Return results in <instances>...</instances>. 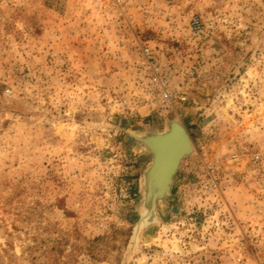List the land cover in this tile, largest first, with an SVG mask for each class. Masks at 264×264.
Wrapping results in <instances>:
<instances>
[{
    "label": "rangeland",
    "instance_id": "1",
    "mask_svg": "<svg viewBox=\"0 0 264 264\" xmlns=\"http://www.w3.org/2000/svg\"><path fill=\"white\" fill-rule=\"evenodd\" d=\"M146 41L175 111L134 104ZM176 118L194 152L134 240L152 156L130 132ZM0 264H264V0H0Z\"/></svg>",
    "mask_w": 264,
    "mask_h": 264
},
{
    "label": "built area",
    "instance_id": "2",
    "mask_svg": "<svg viewBox=\"0 0 264 264\" xmlns=\"http://www.w3.org/2000/svg\"><path fill=\"white\" fill-rule=\"evenodd\" d=\"M217 20L215 18L203 20L199 15H194L191 19L192 29L198 34L214 35ZM135 45L133 60L137 74L135 81L148 94L143 96V100H135L134 104L144 103L149 110L168 113L177 110L181 103L188 100L189 94L186 87L176 85L172 79V65L162 52L164 46L150 41ZM128 185L131 187V182H128Z\"/></svg>",
    "mask_w": 264,
    "mask_h": 264
},
{
    "label": "water",
    "instance_id": "3",
    "mask_svg": "<svg viewBox=\"0 0 264 264\" xmlns=\"http://www.w3.org/2000/svg\"><path fill=\"white\" fill-rule=\"evenodd\" d=\"M168 123H172V127L171 129H173L174 125L173 124H178L179 126H175L178 129H182L183 133H185V135L188 137V139L190 140V142L193 145L192 142V138L191 135L187 129V127L184 125V123L176 118V119H172V120H168ZM174 127V129H175ZM159 130H154V131H149V132H143V133H135V132H130V134L135 137L136 139L142 141L145 145V147L147 148L148 152L151 154L152 159H151V164L152 163H156V167H160L163 166L165 158H166V145L169 143V145H171V139L174 138L172 137V133H168L166 134V136L163 137H152L150 138V140L145 141L141 135H143L144 133H149V134H155L157 133ZM175 131V130H174ZM182 133V134H183ZM158 138V139H157ZM170 147V146H169ZM174 150H172V157L171 159L168 161V165L166 168H164L163 170L159 168V171L154 172V178H161V181L165 182V186H167V191L164 192V196L162 198H158L155 202V211H154V216L155 218L151 221H149L145 226L150 225L152 223H154L155 221H157L158 219V214L156 211V208L158 206L159 203H165L168 201L171 189H172V185L174 183V179L179 171V168L181 166L182 161L185 159L186 156L192 154L194 152V145H193V151H191V149L187 150V145L183 146V148H179L178 146H176V144H174V146H172ZM168 184V185H167ZM142 218V215H141ZM141 218L139 221H141ZM138 221V222H139ZM138 225V223H137ZM136 225V226H137ZM136 229V228H135ZM143 229V228H142ZM134 235H135V231H134Z\"/></svg>",
    "mask_w": 264,
    "mask_h": 264
},
{
    "label": "bare ground",
    "instance_id": "4",
    "mask_svg": "<svg viewBox=\"0 0 264 264\" xmlns=\"http://www.w3.org/2000/svg\"><path fill=\"white\" fill-rule=\"evenodd\" d=\"M172 123H168L167 124V129L163 130V131H158L155 134H149V133H144L143 135H141V137L147 141L150 140V138L155 137H163L166 136V134L168 133H172V138L171 139V145H169V143L166 145V158L164 161L163 166L160 167H156V163H152L150 162L149 166L144 170L143 173V179H144V191H143V195H144V200H143V204H142V209L146 210V214L143 215L142 212V218L141 221L138 222V225L136 226L135 229V235H134V240L137 239L139 232L141 231V229L151 220H153L155 218V202L156 200L159 198H162L164 195V192L167 191V186H165V182L161 181V178H154V172L159 171L160 169H164L167 167L168 165V161L171 159L172 157V150L174 146V144H176V146H178L179 148H183V146L187 145V150L191 149L190 152L193 151V145L190 142V140L188 139V137L185 135V133H183L182 129H178L177 127H175L176 125L180 127V125L178 124H173L174 127L173 129H171ZM175 130V131H174ZM183 133V134H182ZM158 139V138H157ZM170 146V147H169ZM168 185V184H167ZM163 195V196H162Z\"/></svg>",
    "mask_w": 264,
    "mask_h": 264
}]
</instances>
